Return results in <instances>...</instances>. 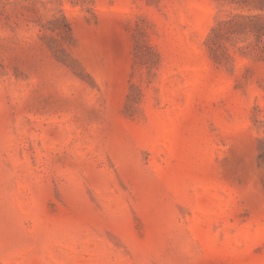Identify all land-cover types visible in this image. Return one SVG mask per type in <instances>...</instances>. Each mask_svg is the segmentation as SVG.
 I'll use <instances>...</instances> for the list:
<instances>
[{
	"label": "rangeland",
	"instance_id": "1",
	"mask_svg": "<svg viewBox=\"0 0 264 264\" xmlns=\"http://www.w3.org/2000/svg\"><path fill=\"white\" fill-rule=\"evenodd\" d=\"M0 264H264V0H0Z\"/></svg>",
	"mask_w": 264,
	"mask_h": 264
}]
</instances>
